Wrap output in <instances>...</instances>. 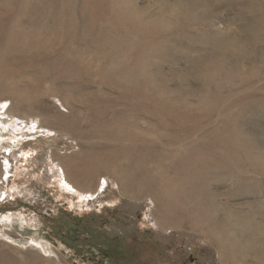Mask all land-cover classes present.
<instances>
[{"label": "rangeland", "instance_id": "374dc122", "mask_svg": "<svg viewBox=\"0 0 264 264\" xmlns=\"http://www.w3.org/2000/svg\"><path fill=\"white\" fill-rule=\"evenodd\" d=\"M0 116V264H264V0H0Z\"/></svg>", "mask_w": 264, "mask_h": 264}, {"label": "bare ground", "instance_id": "6f19581e", "mask_svg": "<svg viewBox=\"0 0 264 264\" xmlns=\"http://www.w3.org/2000/svg\"><path fill=\"white\" fill-rule=\"evenodd\" d=\"M2 117H3V114L1 115ZM0 116V117H1ZM2 119V118H1ZM12 120V119H11ZM10 120V121H11ZM7 121V120H6ZM10 121H9V123H10ZM1 122L2 121H0V128H1ZM19 121H17L16 119H14V120H12V122H11V125H14V126H18L19 125V123H18ZM3 123V122H2ZM9 123H7L8 125H9ZM6 124V123H5ZM4 126V125H3ZM4 127H6L7 128V126H4ZM9 127V126H8ZM9 129H12V128H10L9 127ZM15 130H16V127H15ZM5 132V131H4ZM16 132V131H15ZM17 133V132H16ZM1 134V133H0ZM3 135H4V133H3ZM5 135H6V133H5ZM1 138V137H0ZM3 139V138H2ZM2 139H1V141H2ZM62 177H64V176H62ZM63 182V184L65 185V186H69V184H67V180H63L62 181ZM257 211H258V213L260 214V215H262V216H264V211L262 210V208L261 207H259V208H255ZM187 222V221H186Z\"/></svg>", "mask_w": 264, "mask_h": 264}]
</instances>
